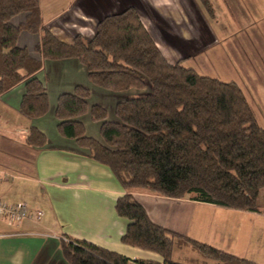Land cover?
<instances>
[{
  "label": "trees",
  "instance_id": "1",
  "mask_svg": "<svg viewBox=\"0 0 264 264\" xmlns=\"http://www.w3.org/2000/svg\"><path fill=\"white\" fill-rule=\"evenodd\" d=\"M199 1L212 16L210 0ZM23 32L41 33L31 52L18 44ZM65 59L81 63L91 84L117 97L110 116L106 107L89 103L88 87L77 85L58 96L54 117L58 133L108 167L127 191L115 204L127 220L120 241L160 257L136 263L259 264L152 222L131 194L263 213L264 128L240 86L201 75L184 60L169 62L132 7L101 19L91 39L77 35L68 44L43 25L40 0H0V94L23 83L20 111L44 116L48 97L36 73L45 61ZM86 114L99 124L97 139L85 133ZM26 143L42 147L47 140L31 127ZM61 248L69 264L129 262L84 240L62 241ZM183 249L202 259H173Z\"/></svg>",
  "mask_w": 264,
  "mask_h": 264
},
{
  "label": "crops",
  "instance_id": "2",
  "mask_svg": "<svg viewBox=\"0 0 264 264\" xmlns=\"http://www.w3.org/2000/svg\"><path fill=\"white\" fill-rule=\"evenodd\" d=\"M257 1L222 3L236 17L244 16L245 10L257 16ZM210 3L213 17L199 0H40V9L43 25L58 39L71 44L77 35L91 39L96 24L105 16L132 7L156 44L154 26L167 33L166 40L168 35L172 36L169 32H175L173 35L181 40V49L176 50L183 54L191 42L196 45L199 41L198 34L193 33L199 28L197 20L202 21L204 29L208 28L209 19L217 24L218 4L213 0ZM262 18L259 17L260 22ZM210 37L208 45L192 55H182L181 59L197 57L218 42L213 35ZM40 38L41 33L23 32L18 44L31 52ZM253 72L248 75L249 82L253 81L250 88L246 87L249 94L243 92L258 124L264 128V74L259 73L264 72V65L258 73ZM36 76L48 97L44 116L30 118L20 111L23 83L0 94V201L24 203L30 210L41 211L39 219L10 221L0 216V264H69L61 248V242L69 240H84L117 252L129 259L128 264H138L135 260L141 259L160 260L155 253L121 243L127 220L117 214L115 204L127 191L108 167L58 133L54 108L60 94L72 92L77 85L86 86L90 89L89 103L102 105L110 112L117 97L91 84L86 68L74 59L45 61ZM81 121L86 135L100 137L99 124L88 114ZM31 127L45 135L46 145L35 147L26 143ZM131 194L152 222L264 264V212L234 210L189 197L173 199L140 190Z\"/></svg>",
  "mask_w": 264,
  "mask_h": 264
},
{
  "label": "rangeland",
  "instance_id": "3",
  "mask_svg": "<svg viewBox=\"0 0 264 264\" xmlns=\"http://www.w3.org/2000/svg\"><path fill=\"white\" fill-rule=\"evenodd\" d=\"M213 1H216L218 4L217 10L215 9V12L217 11L215 14V21L217 24L212 22V19H209L208 28H205V30L202 24H200L202 21L197 20V22H199V28L193 33L198 34L199 41H197L196 45V42H191V45L189 44V46L186 47L183 54L176 50V48L181 49V40L173 35L176 34L175 32L168 31L172 36H166L167 40L164 37L167 33L162 31L161 27L158 28L154 26L152 32L156 37L158 47H160L162 53L169 62L173 63V61L177 62L184 60V66L195 69L199 74L216 78L224 82H231L233 80L238 83L246 94H249L246 87L250 88V84H252L253 81L249 82L250 78H248V75L254 73L253 70L258 73V71L261 70V66L264 65V0L257 1V6L255 8L257 16L253 15V13H251L252 11L248 13L245 10L244 16L240 15L237 17L235 14H230L225 9L222 0ZM21 17L22 16L16 17L14 19L15 22L19 21ZM259 17H263L261 22ZM206 18L208 19V17ZM156 24H158L157 21ZM212 35L218 41L215 45L202 52L197 57L186 60L183 58L181 59L182 55H192L197 49L204 48V45H208L211 39L210 36ZM163 37L164 40L162 39ZM168 41L170 44L172 43L171 45L178 44L176 47H172L169 45ZM188 42L190 43V41ZM259 73L264 74V72ZM110 116H112L111 112ZM97 124L93 126L95 127ZM261 203L264 209V203ZM229 211L234 212L232 210ZM173 259L183 261L184 259L201 260L202 258L198 253L190 249H183L175 250Z\"/></svg>",
  "mask_w": 264,
  "mask_h": 264
},
{
  "label": "built area",
  "instance_id": "4",
  "mask_svg": "<svg viewBox=\"0 0 264 264\" xmlns=\"http://www.w3.org/2000/svg\"><path fill=\"white\" fill-rule=\"evenodd\" d=\"M0 216H6L10 221L27 218L39 219L41 211L30 210L24 203L11 204L6 201H0Z\"/></svg>",
  "mask_w": 264,
  "mask_h": 264
}]
</instances>
